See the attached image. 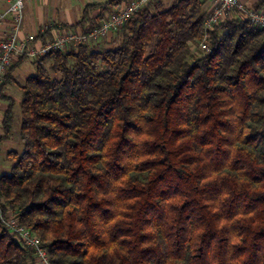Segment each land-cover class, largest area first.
<instances>
[{"label":"trees","instance_id":"obj_1","mask_svg":"<svg viewBox=\"0 0 264 264\" xmlns=\"http://www.w3.org/2000/svg\"><path fill=\"white\" fill-rule=\"evenodd\" d=\"M118 4L59 29L88 32ZM209 15L203 0H152L115 48L52 52L23 84L12 73L25 59L9 70L24 149L7 154L0 204L51 264H264V27L208 31ZM0 264H37L1 222Z\"/></svg>","mask_w":264,"mask_h":264},{"label":"built area","instance_id":"obj_2","mask_svg":"<svg viewBox=\"0 0 264 264\" xmlns=\"http://www.w3.org/2000/svg\"><path fill=\"white\" fill-rule=\"evenodd\" d=\"M31 0H8V9L0 13V25L8 21L10 30L0 42V112L3 84L11 67L20 59L36 61L55 51H62L69 47L97 43L122 28L137 12L149 6L152 0H131L125 4H118L114 12L103 20L101 24L88 32L64 30L54 25H47L43 33L52 29L53 37L42 39L37 34L22 35L24 11ZM210 15L205 22V29L213 30L228 19L247 18L258 27H264V11H256L241 0H203ZM207 37L201 44L203 51L209 52ZM0 222L19 239L22 244L31 248L37 264H51L48 249L43 246L41 239L22 226L18 219L3 213L0 204Z\"/></svg>","mask_w":264,"mask_h":264},{"label":"crops","instance_id":"obj_3","mask_svg":"<svg viewBox=\"0 0 264 264\" xmlns=\"http://www.w3.org/2000/svg\"><path fill=\"white\" fill-rule=\"evenodd\" d=\"M109 0H31L26 4L24 11V22L22 26V35L26 34H37L43 33L44 28L47 25L60 26H71L80 22L84 10L89 5H104ZM131 0H119V3L125 4ZM248 5L254 4L256 0H241ZM116 7V6H115ZM8 9V0H0V13L6 12ZM115 9V8H114ZM208 11V9L205 7ZM100 14V9L92 10L90 16L95 17ZM10 25L8 21L0 25V42L5 38ZM18 62V61H17ZM15 62V64L17 63ZM14 64V65H15ZM35 73L34 61L25 59L12 73L13 78L20 84H23L30 76ZM6 99H2L1 112H0V137L3 135L2 120L5 111L10 106L11 102H14V124L12 129V137L9 140L2 141L0 144V155L2 154V148L5 145H19V130L18 134H14V127L18 122L21 123L20 115V103L22 101L23 92L20 87L12 82L4 90L3 94ZM9 148L7 155L11 151ZM17 152V151H16ZM7 163L11 161L7 157Z\"/></svg>","mask_w":264,"mask_h":264},{"label":"rangeland","instance_id":"obj_4","mask_svg":"<svg viewBox=\"0 0 264 264\" xmlns=\"http://www.w3.org/2000/svg\"><path fill=\"white\" fill-rule=\"evenodd\" d=\"M174 0H163L164 4L166 6H169L170 4H172ZM117 30L115 32H113L110 36L98 41L97 43H90L88 45H90L91 49H95V50H99V51H103V50H107V49H111V48H115L116 46H118V42H117ZM51 64L50 61L46 62L45 65L46 67H49ZM20 128V122H18V124H16V126L14 127V134L17 135L18 134V130ZM19 145H5L2 150V154L0 155V175H3L5 173L10 172L11 167H12V162L7 163V155H5L9 148H11L10 150H15L19 153L23 152L24 146L22 144V142L19 140Z\"/></svg>","mask_w":264,"mask_h":264}]
</instances>
